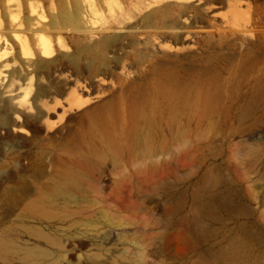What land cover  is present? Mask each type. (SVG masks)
I'll return each mask as SVG.
<instances>
[{
	"label": "rangeland",
	"instance_id": "rangeland-1",
	"mask_svg": "<svg viewBox=\"0 0 264 264\" xmlns=\"http://www.w3.org/2000/svg\"><path fill=\"white\" fill-rule=\"evenodd\" d=\"M88 1L33 77L38 109L0 128V264H203L239 226L264 264V0ZM212 166L239 199L201 236L192 193Z\"/></svg>",
	"mask_w": 264,
	"mask_h": 264
},
{
	"label": "bare ground",
	"instance_id": "bare-ground-1",
	"mask_svg": "<svg viewBox=\"0 0 264 264\" xmlns=\"http://www.w3.org/2000/svg\"><path fill=\"white\" fill-rule=\"evenodd\" d=\"M93 11L88 0H0V128L6 126V119L19 120L38 109L37 102L44 93L37 89L34 97H30L33 77H39L51 58L63 55L65 30L72 33L80 30L81 14L86 12L90 15ZM70 39L75 45L70 62L75 65L79 56L88 51L78 49L74 36ZM16 130L20 134L26 132L24 128ZM229 182L228 175L220 166H212L201 177L192 193L193 233L201 236L211 234L204 215L211 217L215 205L228 211L231 203L239 199ZM77 186L78 177H69L65 185L48 196L49 202L68 198ZM238 204L237 213L247 215L246 205ZM36 207L42 209L39 203ZM252 231L256 234L257 228ZM252 231L248 233L239 226L235 238L204 259L203 264H250L254 255L247 250L246 240L252 236ZM0 248L7 251L9 247L0 240ZM40 254L38 251L25 252L28 258Z\"/></svg>",
	"mask_w": 264,
	"mask_h": 264
}]
</instances>
